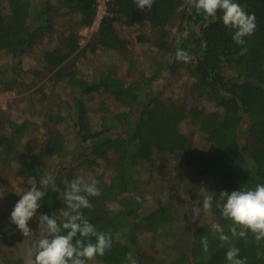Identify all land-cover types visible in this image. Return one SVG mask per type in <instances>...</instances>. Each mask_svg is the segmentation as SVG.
<instances>
[{"label": "trees", "instance_id": "1", "mask_svg": "<svg viewBox=\"0 0 264 264\" xmlns=\"http://www.w3.org/2000/svg\"><path fill=\"white\" fill-rule=\"evenodd\" d=\"M235 2L256 18L255 32L245 37L244 45L234 42V30L223 24L222 12L218 11L215 17L197 13L188 0H154L152 7L143 11L136 8L134 0H109L90 51L125 49L126 41L119 36L117 25H149L157 34L156 45L169 54L154 74L142 76L139 83L132 85L108 75L90 83L81 77L74 63L67 64L81 48L77 34H72L75 32L65 33L60 48L45 51L44 63L55 72L54 79L67 80L88 101L104 95L126 108V112L114 114L105 107L90 108L82 96L73 102L72 130L82 140L85 155L106 158L113 153L115 158L109 162L110 176L95 177L100 194L88 197L91 207L81 209L97 232L110 234L112 238L111 248L87 264H131L129 254L136 264H230L226 259L230 248H238L239 258H246V264H264V239L258 241L250 230L246 237L233 236L232 227L237 233L243 229L224 218L217 206L223 203L219 200L221 192L253 190L256 185L264 184V0ZM57 7L78 16L80 29L92 26L98 13L97 0H44L39 5L36 0H0V58L5 56L9 61L0 67V84L6 91L24 86L22 58L55 31L51 16ZM177 16L178 32L172 36L169 27ZM178 47L189 54L188 62L176 59ZM244 49L246 53L240 55ZM165 71L171 75L185 73L191 81V92L214 103V110L191 108L186 112L177 102L163 99L154 91L153 84ZM99 111L104 113L99 126H95L91 114ZM186 119L213 144L212 150L196 151L193 140L181 130L180 125ZM66 121L61 114L48 118L49 125L62 126ZM4 126L9 135L0 133V161L6 166L18 161L20 175L33 176L39 182L47 176L50 160L66 156V136L58 128L48 127L43 152L28 147H25L27 152H22L14 145L15 138L20 140L25 136V124L7 120ZM171 156L180 157L182 170L188 169L192 179L214 182L209 194H200L195 189L188 192L186 206L192 210L199 208V215L212 222L203 224L195 234L192 227L202 218L189 224L184 222L175 194L165 201L150 202L151 187L139 175L140 166L153 165L158 159ZM160 165L168 169L167 159ZM70 170L66 175L67 169H60L54 186L48 188L40 201L41 207L29 221L32 232L34 222L42 214L54 216L61 227L66 222L60 211H66L67 206L60 195L76 177L87 179L73 173L74 168ZM186 172L182 173L185 178ZM162 193L158 189L154 196ZM209 195L213 196L212 207L205 213L203 198ZM213 224L221 226L227 240L219 239L221 233L213 232ZM17 228L10 222V214L2 217L0 230L4 232L0 233V243L5 244ZM144 233L153 236L151 253L141 243ZM205 238L207 251L202 243ZM75 239L82 237L77 234L73 242ZM85 239L96 242L95 237ZM30 242L34 255L36 243L33 239ZM160 253L165 256L157 260Z\"/></svg>", "mask_w": 264, "mask_h": 264}, {"label": "rangeland", "instance_id": "2", "mask_svg": "<svg viewBox=\"0 0 264 264\" xmlns=\"http://www.w3.org/2000/svg\"><path fill=\"white\" fill-rule=\"evenodd\" d=\"M43 1L36 0V5ZM97 2L100 16H105L109 0H97ZM51 18L55 31L47 34L22 58L24 86L13 91H6L0 84V133L9 135L8 129L4 126V122L7 120L19 124L24 123L25 136L20 140L18 137L15 138L14 147L22 152H27L25 147L35 149L36 152H43L46 148L48 127L58 128L65 133L67 153L62 159L55 158L48 162L47 175L51 174L56 179L60 169H67L65 173L68 175V171L74 168L75 172L73 173L84 175L89 181L99 175H105L107 178L112 174L109 162L115 160L114 154L109 153L106 158L85 155L82 140L72 130L70 119L72 118L71 111L74 108L73 102L76 97L82 96L90 108L105 107L107 111L114 114L126 112V108L104 95H97L88 101V97L83 95L79 88L71 86L67 80L57 81L54 79L55 72H52L44 63L45 51L60 48L65 33L75 32L72 34H77L81 48L67 60V64L74 63L81 77L90 83L99 81L103 75H108L118 77L131 85L139 83L142 76L149 77L154 74L160 64H165L164 59L165 57L169 58V54L156 45L157 34L149 25H117L119 36L126 41L125 49L121 51L97 49L96 52H93L90 51L89 46H91L98 30H92V26L78 28L79 17L72 16L59 7L53 11ZM179 23L177 16L169 27L172 36L177 35ZM8 63L7 57L0 58V67ZM190 82L183 72L171 75L165 71L162 78L154 82L153 89L161 94L163 99L182 105L186 112L191 108L214 110V103L191 92ZM103 113V111H99L91 114L95 126H99V118ZM52 114L65 116L66 123L62 126L49 125L48 118ZM180 126L182 132L193 140L196 151L207 152L214 148L205 135L190 124L187 119ZM21 144L23 146L20 147ZM1 154L2 150L0 149V157ZM166 159L169 165L168 169L162 168L160 165ZM179 160L178 156H171L161 161L158 159L153 165L140 166L139 175L151 187V193L148 196L150 202L165 201L170 194L178 196L182 219L189 224L193 219L202 218V216L195 215L193 210L186 206L188 192L195 189L200 194H209L214 182L207 179L194 180L188 169H183L187 171L185 173L187 178H185L182 175L183 170ZM19 173L20 163L18 161H14L10 166H6L0 161V219L11 213L14 205L20 199L18 194L31 188L29 180L39 186V182L33 176L20 175ZM174 176L176 177L174 178ZM173 182H176V185ZM158 189H162L163 193L154 196V192ZM112 206L114 207L115 204ZM199 220V224L192 227V234H195L203 224L212 223L206 216ZM33 230L29 237H24L17 228L6 238L5 244L0 243V264H7L13 260L18 264H32L34 255L30 241L33 239L36 243L42 238H50L47 228L39 226L38 220L34 222ZM3 232L4 230H0V233ZM140 240L146 250L151 253L154 244L152 234L144 233ZM164 256V253H160L157 260Z\"/></svg>", "mask_w": 264, "mask_h": 264}, {"label": "clouds", "instance_id": "3", "mask_svg": "<svg viewBox=\"0 0 264 264\" xmlns=\"http://www.w3.org/2000/svg\"><path fill=\"white\" fill-rule=\"evenodd\" d=\"M136 8H151L154 0H134ZM197 13H205L209 17H215L217 12H222V22L229 29L234 30L233 40L238 45L245 44V37L254 34L256 29L255 15L249 14L235 0H188ZM246 49L240 53L244 55ZM177 60L188 62L189 54L180 49L176 50ZM31 188L20 195L10 213V222L15 224L24 237L31 235L32 229L28 226L29 221L36 216L37 210L41 207L40 201L46 195L50 186H54V178L51 174L44 176L37 184L28 182ZM99 181L96 179L87 180L83 176L73 179L67 190L60 195L61 200L66 204V211L62 209L60 214L66 217L62 227L58 225L54 216L42 214L38 217L39 226L47 227L50 238H42L35 244L34 260L32 264H87L94 260L97 255L103 256L106 249L111 248L112 238L110 234L97 232L94 226L84 217L81 209L90 208L88 199L90 196H98L100 190L97 187ZM139 197L137 200L139 201ZM219 200L223 203L217 206L221 209L224 218L231 220L235 225L243 229L239 233L235 227L231 228L233 236L246 237L250 230L259 241L264 239V184L256 185L253 190H237L230 194L227 191L221 192ZM213 196L203 198V210L209 212L212 207ZM195 215H199L200 209H193ZM63 230V231H62ZM213 232H219V239H228L223 235V229L219 224L212 225ZM77 234L82 239H75ZM95 237L96 242L92 243L85 238ZM204 250L207 251L208 242L203 241ZM131 264H136L129 254ZM226 259L230 264H246V258H239V249L230 248L226 253Z\"/></svg>", "mask_w": 264, "mask_h": 264}, {"label": "built area", "instance_id": "4", "mask_svg": "<svg viewBox=\"0 0 264 264\" xmlns=\"http://www.w3.org/2000/svg\"><path fill=\"white\" fill-rule=\"evenodd\" d=\"M103 17L104 16H102V15L100 16L99 11H98L97 17H96V19H95V21H94V23L92 24V27H91L92 30H98L99 29V26H100V23H101Z\"/></svg>", "mask_w": 264, "mask_h": 264}]
</instances>
